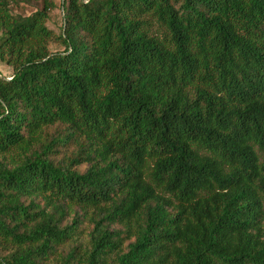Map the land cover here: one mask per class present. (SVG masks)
I'll use <instances>...</instances> for the list:
<instances>
[{"label":"trees","instance_id":"16d2710c","mask_svg":"<svg viewBox=\"0 0 264 264\" xmlns=\"http://www.w3.org/2000/svg\"><path fill=\"white\" fill-rule=\"evenodd\" d=\"M61 1L0 0V264H264V0Z\"/></svg>","mask_w":264,"mask_h":264},{"label":"rangeland","instance_id":"374dc122","mask_svg":"<svg viewBox=\"0 0 264 264\" xmlns=\"http://www.w3.org/2000/svg\"><path fill=\"white\" fill-rule=\"evenodd\" d=\"M55 6L54 8L50 11V17L47 21V24L54 29V31L58 32L59 26L61 23V14H62V9H61V0H53ZM19 9H16L18 12L22 13H28L30 12L33 8L27 5H24V7H18ZM53 47H56V45H53ZM11 71V68L5 64H2L0 62V72L4 75H9ZM86 224H82L81 228H85ZM81 237H84V233L81 234Z\"/></svg>","mask_w":264,"mask_h":264}]
</instances>
